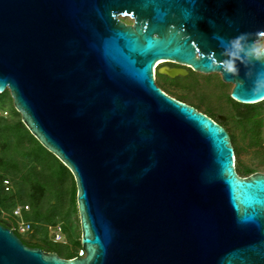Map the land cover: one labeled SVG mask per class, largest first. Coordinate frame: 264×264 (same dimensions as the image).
Listing matches in <instances>:
<instances>
[{"label":"water","instance_id":"95a60500","mask_svg":"<svg viewBox=\"0 0 264 264\" xmlns=\"http://www.w3.org/2000/svg\"><path fill=\"white\" fill-rule=\"evenodd\" d=\"M260 41L264 0H0V95L70 174L83 253L27 249L0 224V264H264V175L239 178L227 133L153 69L217 75L254 106Z\"/></svg>","mask_w":264,"mask_h":264},{"label":"trees","instance_id":"16d2710c","mask_svg":"<svg viewBox=\"0 0 264 264\" xmlns=\"http://www.w3.org/2000/svg\"><path fill=\"white\" fill-rule=\"evenodd\" d=\"M5 94L8 99L10 113H8L6 119H0V212L7 213L17 205L27 207L29 210L25 214L28 217L27 223L35 224V226H32V232L35 233L44 229V227L60 224L64 237L74 248V253L67 258V260H71L80 251L79 228L76 237L71 232L73 222L75 219L77 220L76 191L73 180L68 171L45 152L21 125L19 116L12 109L8 94ZM176 101L183 103L181 100ZM227 103L235 109L251 107V109L256 110L260 107L241 106L232 102L229 98H227ZM259 105L264 106V102ZM202 115L214 123L216 122L210 114L204 113ZM251 115L247 114L248 117ZM256 139L255 136L253 140ZM35 152L47 156L48 161L55 168L56 177L51 178L48 174L50 169L45 165H40L35 157ZM233 156L234 170L238 177L246 179L254 174L252 171L241 172L235 169L237 161L234 150ZM4 182L9 184L10 191H4ZM51 190L55 193L60 192L54 202L52 199L49 200V194L47 195L48 191ZM58 201H61V205ZM56 217L59 220L56 221ZM1 225L6 226V224ZM38 242L48 248V244L44 240H38Z\"/></svg>","mask_w":264,"mask_h":264},{"label":"rangeland","instance_id":"374dc122","mask_svg":"<svg viewBox=\"0 0 264 264\" xmlns=\"http://www.w3.org/2000/svg\"><path fill=\"white\" fill-rule=\"evenodd\" d=\"M120 21L123 24L130 25L127 19H121ZM263 45L264 41H260L256 46L262 49ZM162 66L169 67L171 65L163 64L158 67L155 71V85L168 97L183 101L185 105L195 108L196 111L201 114H210L212 119H214L216 123H219L218 125H221L223 130L228 134L236 155L237 167H235V169L241 172L252 171L254 173L253 175H264V106L259 104L254 105L255 108L260 106L256 110L251 109V107H240L235 109L227 103V98H229L232 87L221 83L219 76H202L191 73L187 78L170 80L158 75V71ZM185 70L188 73L187 69ZM5 95L6 94L0 95V110L10 113L8 99ZM247 114H252L253 116L251 115L248 117ZM235 118L241 119L240 122L236 121ZM255 136L257 139L253 140ZM35 157L41 166L45 165V167L50 169L48 174L51 178L56 177L55 168L51 162L48 161L46 155L36 153ZM47 195L49 200L52 199L54 202L57 200L60 192L55 193L51 190L48 191ZM58 203L61 205V201H58ZM15 207L21 206L17 205ZM11 211L12 210H9L7 212L9 215L7 219L10 224L15 225L11 218ZM27 219L28 217L24 214L22 221L28 222ZM55 220L57 221L59 219L56 217ZM31 225L35 226L33 223H31ZM55 226L61 228L60 224H56ZM46 228L47 227H44V229L37 231V233L33 231V237L37 240H44L48 244V248L60 257H70L74 253L72 244H70L65 237H63L61 243L54 244ZM78 228L79 222L77 215V220H74L71 231L72 235L75 237L78 235Z\"/></svg>","mask_w":264,"mask_h":264},{"label":"built area","instance_id":"2783aa9c","mask_svg":"<svg viewBox=\"0 0 264 264\" xmlns=\"http://www.w3.org/2000/svg\"><path fill=\"white\" fill-rule=\"evenodd\" d=\"M7 117H8L7 111L4 110L0 111V119H6ZM3 186L5 192L10 191V186L7 182H4ZM28 212H29L28 208L24 206L13 208L11 211V218L13 219L15 225L10 224L9 220L7 219L9 216L7 213L0 212V223L9 226L10 230L17 237L24 238L27 236V234L32 232V225L30 223L22 221L23 215ZM46 229L50 233L51 235L50 239L54 244H59L62 242L64 235L62 233V229L59 226H49ZM76 257L83 258V253L79 251L76 254Z\"/></svg>","mask_w":264,"mask_h":264},{"label":"flooded vegetation","instance_id":"af4514ba","mask_svg":"<svg viewBox=\"0 0 264 264\" xmlns=\"http://www.w3.org/2000/svg\"><path fill=\"white\" fill-rule=\"evenodd\" d=\"M130 25H131V22H130ZM167 65H170V64H167ZM162 68L177 69L178 67L177 66H174V65H171L169 67L162 66L160 69H162ZM187 71H188V75L192 73L189 69H187ZM235 120L238 121V122H240L241 119H236L235 118ZM216 124L218 125V123H216ZM218 126L221 127V125H218ZM5 227H7V228L10 229V227L7 226V225ZM18 238H19L21 244L25 248H27V249H30V250H39L42 254H45V255H54L55 257H57L60 260L68 261L67 258L60 257L58 254L52 252L50 249L46 248L44 245H42L40 242H38V240L35 237H33V232L27 234V236L24 237V238H20V237H18Z\"/></svg>","mask_w":264,"mask_h":264},{"label":"bare ground","instance_id":"6f19581e","mask_svg":"<svg viewBox=\"0 0 264 264\" xmlns=\"http://www.w3.org/2000/svg\"><path fill=\"white\" fill-rule=\"evenodd\" d=\"M163 63L162 62H157V63H155V65H154V78H155V71L158 69V67L159 66H161Z\"/></svg>","mask_w":264,"mask_h":264}]
</instances>
